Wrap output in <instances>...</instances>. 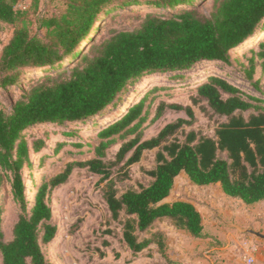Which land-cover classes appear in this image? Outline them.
<instances>
[{"label": "trees", "instance_id": "obj_1", "mask_svg": "<svg viewBox=\"0 0 264 264\" xmlns=\"http://www.w3.org/2000/svg\"><path fill=\"white\" fill-rule=\"evenodd\" d=\"M204 1L67 0L60 13L42 16L39 31L33 33L18 0H0V23L14 27L10 42L0 51V87H21L9 111L0 100V189L5 176L20 205L12 238L5 241L0 229L2 264H50L45 247L58 232L51 198L73 170L84 167L107 180L104 199L133 255L153 245L164 254L165 232L153 229L162 219L195 237L204 235L203 217L194 203L164 201L182 172L196 185L220 183L227 196L248 205L264 199V39L232 58L237 48L264 29V0H213L208 14L203 11ZM142 5L160 11L146 12L133 27L112 28L100 36L103 19ZM203 61L233 64L238 70L236 75L207 72L193 87L192 103L218 121L214 136L186 130L196 121L191 105L161 100L152 110L154 98L149 99V94L166 89L153 87L125 111L118 107L110 121L101 120L96 144L89 147L95 157L69 162L61 172L44 176L29 208L23 169L32 165L30 149L38 152L44 142L34 140L30 147L24 137L27 129L89 119L97 126L96 120L117 105L140 77L187 71ZM242 79L260 95L244 90ZM168 110L185 112L189 119L178 118L144 139L145 129ZM117 143L121 145L115 157L107 158L108 147ZM77 146L80 154L84 144ZM152 149H156L155 164L145 171L148 182L120 193L114 169L128 170Z\"/></svg>", "mask_w": 264, "mask_h": 264}, {"label": "rangeland", "instance_id": "obj_2", "mask_svg": "<svg viewBox=\"0 0 264 264\" xmlns=\"http://www.w3.org/2000/svg\"><path fill=\"white\" fill-rule=\"evenodd\" d=\"M67 0H19L18 9L26 12L27 19L31 22L33 33H37L38 20L45 15L58 14L65 9ZM213 0H206L203 4V11L207 14L211 11ZM160 11L150 5H142L134 9L121 10L113 17L108 16L101 21L100 36L105 37L112 28H130L138 23L140 16L146 12ZM162 11V10H161ZM135 13V14H134ZM255 33L251 41L239 47L232 54V58L240 57L246 52V47L264 39V29L260 28ZM41 32V31H40ZM14 33V27L7 23H0V51L10 42ZM246 46V47H245ZM250 55V54H249ZM209 73H231L236 75L238 72L236 65H224L215 62H200L190 70L180 72H166L158 74H145L134 84H131L117 105H112L103 113L102 124L110 121L109 117L118 107H126L138 102L145 97L146 91L153 87H166L157 89L149 94V99L154 98V106L158 101L191 105L196 121L193 125L187 126L186 130L195 129L207 136H214L218 121L210 118L199 105H194L191 96L194 95V86L197 81L207 77ZM260 69L255 76L259 78ZM180 75L177 79H172L174 75ZM26 79L24 78V81ZM242 88L249 93H258L249 81L241 80ZM20 85V84H19ZM261 86L264 89V80ZM21 87L14 86L9 90L0 87V100L2 107L9 111L15 99L20 95ZM128 103V104H127ZM125 109L123 111H125ZM152 117V116H151ZM178 118L189 119L185 112L168 110L162 117L153 121L144 131L143 138L155 136L159 130L167 123ZM93 119L78 124H41L32 126L26 130L25 139L30 147L34 140L44 142L38 152L30 149L31 167L23 169L26 195L29 201V208L34 202V196L38 185L44 176H53L66 168L67 163L75 161H85L95 157L93 151L90 153L89 147L96 144V131L100 130V125H94ZM73 132L66 135V132ZM77 131V132H76ZM61 142V145L59 143ZM90 143V144H89ZM77 144H84L79 154ZM121 143L114 144L107 149V158L115 157ZM156 149L145 151L140 161L126 168H115L113 177L116 179V187L121 193L130 185L138 186L140 183L146 184L150 179L145 173L155 164ZM79 171V172H78ZM73 170L68 182L58 190L54 191L51 198L53 222L58 225V232L55 241L45 247L46 256L50 264H171L175 254L184 257L181 264H211L207 261V246L209 241L207 235L213 234L211 241L217 245L221 240L219 234L210 232L209 221L215 214L210 202L207 201V187L199 186L190 181L185 173L180 174L176 180L172 192V199L187 200L201 210L204 225V235L195 237L185 230L176 228L169 219H162L157 223L158 227H163L165 231L166 249L164 254L158 251L157 246L144 250L136 255L125 245L122 239V229L118 220L112 218L111 212L104 199V192L107 188V180L101 176L92 174L84 167L81 170ZM4 175V174H3ZM220 201V206L229 211L238 210L240 217H249L254 213L257 206H248L240 200L230 199L221 196L219 189H212L211 193ZM264 208V207H261ZM232 209V210H230ZM20 205L14 200L11 193V184L3 176L0 189V229L8 241L12 238V230L18 220ZM220 219L219 226L225 227L226 231H231L230 223L234 221L232 216L226 215ZM231 220V221H230ZM252 221V217L250 218ZM155 228V226H154ZM247 237L248 234H244ZM221 259H215V264H221ZM0 264L2 255L0 252Z\"/></svg>", "mask_w": 264, "mask_h": 264}, {"label": "crops", "instance_id": "obj_3", "mask_svg": "<svg viewBox=\"0 0 264 264\" xmlns=\"http://www.w3.org/2000/svg\"><path fill=\"white\" fill-rule=\"evenodd\" d=\"M199 186L207 187V193H209L207 195V201L210 202L211 205H215V207L211 206V208L215 211V214L210 218L209 227L207 228H209L210 232L213 231L214 234H219V239L221 240V242L215 245L211 242L213 240V234L210 233L209 235H207V240H210L209 245L207 246V261L211 262V264H215L214 260L218 258L221 259L219 261L221 262V264H247L245 261V256L249 253L248 244H250L256 246V251L253 254L254 261L252 264H264V239L243 231L244 229L253 228L255 230L264 232V208H261L264 207V199L257 203L248 205L238 198L227 196L222 191L220 183H212ZM216 188L219 189L221 196L228 197L232 200H240L243 204L248 206H257L256 209L253 210L254 213H250L249 217L245 218L243 216L240 217L241 215L238 213V210L233 211L232 209H230L232 211H229L227 209H224V207H221L219 205L220 201L215 197V195L210 194L212 189ZM172 192L173 190L171 191V194L167 198H165V202L181 200L172 199ZM198 210L201 212L200 209ZM218 213L220 214L221 218H223V220L226 219V215L230 214V216H232L231 218H233L234 221L229 225L230 227H232L231 231H226L224 229L225 227L219 226L218 219H220V217ZM251 217L252 221H250ZM159 222H161V220L157 221L154 224L155 228L153 229H160L164 231L163 227L157 226V223ZM244 234H248L249 237ZM184 257L186 256L175 254L172 259L175 260L177 264H181V260Z\"/></svg>", "mask_w": 264, "mask_h": 264}, {"label": "built area", "instance_id": "obj_4", "mask_svg": "<svg viewBox=\"0 0 264 264\" xmlns=\"http://www.w3.org/2000/svg\"><path fill=\"white\" fill-rule=\"evenodd\" d=\"M18 3H19V0H18ZM18 3H17V7H18ZM248 250H249V253L246 254L245 261L247 264H252L254 261L253 254L256 251V246L248 244Z\"/></svg>", "mask_w": 264, "mask_h": 264}, {"label": "water", "instance_id": "obj_5", "mask_svg": "<svg viewBox=\"0 0 264 264\" xmlns=\"http://www.w3.org/2000/svg\"><path fill=\"white\" fill-rule=\"evenodd\" d=\"M243 231L247 232V233H251V234H253V235H255V236H257V237H259L261 239H264V232H261L259 230H255L253 228H248V229H244Z\"/></svg>", "mask_w": 264, "mask_h": 264}, {"label": "bare ground", "instance_id": "obj_6", "mask_svg": "<svg viewBox=\"0 0 264 264\" xmlns=\"http://www.w3.org/2000/svg\"><path fill=\"white\" fill-rule=\"evenodd\" d=\"M95 27H97V24L95 25ZM93 31L90 32V34L81 42V47H84L86 45V43L89 41V39L91 38V36L93 35ZM252 39L250 38L248 41H251ZM248 43V42H246ZM125 109V107L121 108V111H123ZM121 112H119L118 115H120ZM55 241V240H54Z\"/></svg>", "mask_w": 264, "mask_h": 264}]
</instances>
